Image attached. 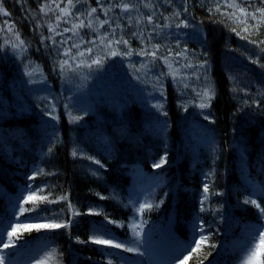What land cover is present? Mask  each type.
<instances>
[{
	"label": "trees",
	"instance_id": "trees-1",
	"mask_svg": "<svg viewBox=\"0 0 264 264\" xmlns=\"http://www.w3.org/2000/svg\"><path fill=\"white\" fill-rule=\"evenodd\" d=\"M236 2L248 11L264 7V0ZM55 3L0 0L9 13H0V230L12 224L4 239L11 242L8 256L23 258L38 242L46 243L44 250L56 253L60 264H122L120 247L94 244L91 238L121 242L131 235L134 180L145 172L148 180L138 184L151 182L144 205L153 207L144 208L141 217L145 227H152V238L167 242L157 226L171 221L175 236L187 242L197 220L204 229L200 235L208 239L184 264L234 263L239 251L230 249L236 241L244 248L242 232L252 234L256 226L255 233L264 231V214L245 203L255 200L264 207V23L257 25L249 16L244 32L243 24L223 15L233 11L225 0H219V12L217 0H73L70 8L67 0ZM125 3L133 10L118 6ZM44 4L53 10L45 14ZM64 8L71 15L59 21L56 35L48 26L57 23ZM92 8L97 9L93 27L98 20L111 21L101 35L122 36L127 46L112 47L132 55L108 54L92 43L100 35L93 37L91 28L78 29V35L63 31L74 23L87 24ZM107 8L111 11L105 15ZM148 16L154 23L147 22ZM14 33L24 41L22 52L5 43L15 42ZM73 44L80 47L72 56L93 44L101 63L76 68L86 55L65 56ZM153 46H159L160 58L138 54ZM64 60L76 70L61 71ZM129 67L133 75L128 80L135 87L140 88V75L149 77L156 100L137 103L128 80L118 78ZM83 86L91 88L89 111L79 101ZM208 89L212 98L201 108L198 93ZM113 91L124 98L115 102ZM192 136L207 143L198 145L195 167L186 144ZM162 160L159 168L154 166ZM29 195L36 199L26 203ZM69 203L79 215H73ZM69 221V228L34 227ZM261 260L264 264V250Z\"/></svg>",
	"mask_w": 264,
	"mask_h": 264
},
{
	"label": "rangeland",
	"instance_id": "rangeland-1",
	"mask_svg": "<svg viewBox=\"0 0 264 264\" xmlns=\"http://www.w3.org/2000/svg\"><path fill=\"white\" fill-rule=\"evenodd\" d=\"M96 27H98V22L96 23ZM93 32L94 35L92 36L96 38L103 33L102 28H98V32L97 31H93ZM89 48H92L93 51L95 50L93 44H91ZM70 49L72 53V51H76L77 48L72 46ZM87 49L88 48H86L85 50L86 57H84L83 60L86 61L87 64L91 65V61L93 59H96L97 57L93 54V51L91 54H89L87 52ZM246 51L250 52L251 48L246 47ZM131 69L132 68L129 67V69L124 70L125 72L120 74L118 78H123L124 81L130 79L133 75ZM79 79L84 81L82 76H79ZM72 82L74 83L73 86L79 87V84L76 79H74ZM127 83H128L127 85H130L134 88L133 93L135 95L134 98L135 97L138 98L137 103L139 104L145 103L148 105L150 101L153 102L154 100H156V98H152V91L148 89L147 83H149V77L147 75H140L139 78L140 88L137 86L135 87L133 82L130 80H128ZM89 89L91 88L88 86H83L79 92L80 93L79 101L83 103L87 111L90 110V103L88 102L89 98H87L88 95H91ZM111 97L117 99V101L115 102H119L124 98V93H121L120 91L117 92L113 91L111 92ZM130 122L132 123V121ZM186 144L190 148V152H192V163H193V167H195L194 160L197 159L198 157V151L196 149L199 144L206 145L207 143L202 137H199V140L197 141L196 139H194V136H192L191 139L186 140ZM148 178L149 175L147 173L141 172V173H137L134 180V183L136 184L134 186L133 199L131 201V204L133 207V213H134L133 219L135 222L132 224L133 228L131 235L125 241H121V242L118 241L111 243L121 245L120 248L122 249V251H125L126 248L138 249V251H126L128 253H131V255H134L131 258L137 259V261L134 264H160L158 260H156L157 257L167 258L168 261L166 264H181V261L184 260V257H186L187 251L189 252L190 248L195 246L194 244L199 239V237H202L200 235L201 232H199L200 229L202 228L201 224L197 220L192 224L191 236L187 243L181 242V240L178 241L175 238L174 231L172 230L173 228L171 221L166 222V224H163L162 226H157V231L162 229L161 231L164 233L163 237L165 239H168V241L165 243V242H161L159 239H153L152 237L154 233L151 232L150 229L152 227L147 228L144 226L143 219L140 216L142 214V211L139 210L141 207L144 206V204L148 203L150 200V197L147 196L148 193L147 190L149 189L151 182L149 181L148 182L149 185L146 187L139 186L140 181H143L144 179L148 180ZM164 181L165 179L161 182L157 181V184L161 185ZM12 216H14V214H12ZM9 227L7 228L6 226L0 230V254H5V253L7 254V260L5 261V264H60L59 258L56 255V253L54 252L46 253V251L44 250L45 247L47 246L46 243L40 245L38 244V242H36L37 246H35L23 258L17 257L14 260L13 258H10V256H8V249L5 248L6 240H4L6 232L10 230ZM254 231L258 232L257 226L255 230H253L252 233L253 235L249 234L248 232H242L241 236L243 237L245 242L244 248H240L242 242L238 244L237 241L234 242L233 240L234 246L231 247L230 252L234 254L235 252L239 251V254H238V260H236L232 264H262L261 256L263 250L259 248L256 250V255L249 258V246L252 242L253 237L258 235V233H255ZM145 246L147 248V252H145L146 251V249H144ZM169 246L173 247L172 254ZM115 248L118 249V247ZM218 264H228V263L222 262Z\"/></svg>",
	"mask_w": 264,
	"mask_h": 264
},
{
	"label": "snow or ice",
	"instance_id": "snow-or-ice-1",
	"mask_svg": "<svg viewBox=\"0 0 264 264\" xmlns=\"http://www.w3.org/2000/svg\"><path fill=\"white\" fill-rule=\"evenodd\" d=\"M61 2H63V0H61ZM67 2H68L69 8L73 6V0H67ZM53 3H55V0H53ZM225 4H226V7L233 9V11L231 13L225 12V13H223V15L228 16V18L234 24H243L244 25V28H243L244 32H247L249 30V26L247 24V18L249 16L251 17V19L257 21V25H259L260 23H264V7L257 8L254 11H248L247 8L241 7L240 4L236 2V0H225ZM118 6L121 7L126 12L133 10L129 6V4H127V3L121 4V5H118ZM148 6H149L148 4H145V7H148ZM55 7L57 9H59L60 8V4L59 3H55ZM52 10L53 9L48 4H44L43 7L41 8V11L45 12V14H47L48 11H52ZM109 11H111V8L104 9V14L107 15ZM210 11H211V9H210ZM215 11L216 12L220 11L219 0H217V5H216V8H215ZM61 12H62L63 16H58L57 17V23L54 24V25L50 24L48 26L49 27V31L53 32L56 35L60 34V33H58L56 31L57 28L59 27V21L63 17H67V16L71 15V13L69 12L68 8L61 9ZM96 12H97L96 8H92L90 10V12L88 13V17L89 18H88L87 24H85L84 21H81L78 24L74 23L72 25L71 29L65 28L63 31L64 32L72 31L74 35H78V31L77 30L80 29V28H83V27L91 28L93 31H97V32H98V28H103L105 24H108L111 27V21H109V20H98V18H97L98 27H93L94 21L92 19V16ZM0 13H2L3 15H9V13L3 8L2 4H0ZM257 13H259V17L257 16ZM175 15L179 16V13H175ZM146 19H147L148 23H150V24L154 23V21L152 19V16H148ZM138 23H143V21L138 20ZM176 26L180 27L181 23H177ZM182 26L183 27H188L189 25L187 23H182ZM117 27H119V25H117ZM232 30L236 31L235 28H232ZM0 31H2V29H0ZM8 31H10V32L13 31L11 25L8 26ZM115 32H116V28H112L111 29V34H114ZM237 34L239 35V33H237ZM14 35L16 37L15 42L6 40L5 43L6 44L11 43V46H12L14 51L18 49L19 51L22 52L24 50V41L19 38L18 34L14 33ZM109 35L110 34L100 35L99 41L98 42L97 41H93L92 43L93 44H97L98 43L99 45H102L103 48L108 50V54L113 55V56L118 55V54L132 55V51L131 50H129L126 53H119L118 50H116V49H114L112 47L114 44L115 45L124 44L125 46H127V44H128L127 40H124L122 36L119 37L118 39H111L110 40L109 39ZM141 38H143V37L141 36ZM242 38H244V37H242ZM52 39H53V42L55 43L54 37H52ZM61 43H66V41H62ZM260 43L264 44V41H261ZM73 47L79 48L80 44H74ZM92 51H93L92 48H88L87 49V52L89 54H91ZM158 51H159V46H153V50L151 52H149L147 49H142L138 54L139 55H150V56L153 57V59H157V58H160V57H157V52ZM64 55L65 56H72L71 49H65ZM177 55H183V53H177ZM77 56L84 57L85 56V52H83V51L78 52ZM77 56H72V59L73 60L77 59ZM163 59H164V62L166 64H168L169 67L171 68L172 64H171L170 60L168 59V57L164 56ZM185 59H186V57H185ZM100 63H101V58H96V59H93L91 61V64L99 65ZM81 66L91 67V65L87 64L86 61H84V60H80L76 64V68H79ZM66 67L69 68L70 70H73V71L76 70L75 68H73V66L69 63L68 60L61 61L60 62L61 71H63ZM185 67H191V65L186 64ZM201 67H203V65H201ZM173 71L176 72L178 70H173ZM170 74H173V73H170ZM28 75L31 76V75H33V73L29 72ZM198 95H200L203 98V101H204V102H202L200 104V107L201 108L207 107L208 106V101H210L211 98H212L211 89H208L206 91L198 93ZM73 119H76V118H73ZM163 162H164V160H162L160 163H157L154 166L159 168ZM208 191H209L208 186H205L204 187V192L207 193ZM35 199H36V197H34L33 195H29L25 202L27 203L28 201H33ZM40 199L45 201V202H47V203H52L53 202L51 200H48L47 196H41ZM60 199L61 200H66L67 197H60ZM245 203H252L257 209H259L261 214H264V207H261V205L258 204L255 200H252V201H247L246 200ZM152 207L153 206L151 204H147V205H144L143 207H141L139 210L143 211L144 208L151 209ZM69 208L72 209V213H73L74 216L75 215H79V213L76 212L75 209L72 208V205L70 203H69ZM32 210H36V209H32ZM20 211L21 212L27 211V209H21ZM70 226H71V222L69 221V222H66V223H53V224L35 225L34 227H36V229L39 230L40 228L60 229V228H69ZM25 227L27 228V226H25ZM15 231H16V229H13V232H15ZM200 231H204V229L201 228ZM207 239H208L207 236L200 237L199 243L195 244V246L190 250V253L196 251L197 249H199L200 246ZM80 242L84 243L85 241H80ZM91 243L98 244V245H109L111 247H121V245H119V244H112L110 240L100 239V238H98L96 236H93L91 238ZM9 246H11V242L6 244L5 248H7ZM214 246L215 245H213V247ZM258 248L261 249V250H264V231H260L257 236L253 237L252 242H251V244L249 246V258H251V257L256 255V250ZM125 251H138V249H136V248H126ZM190 258H191V255L189 254V256L184 257V260H187V259H190ZM6 260H7V254L6 253L5 254H0V264H5ZM184 260L181 261V264H184Z\"/></svg>",
	"mask_w": 264,
	"mask_h": 264
}]
</instances>
